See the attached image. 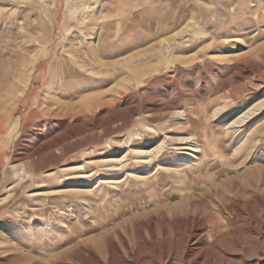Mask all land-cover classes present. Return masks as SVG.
Listing matches in <instances>:
<instances>
[{
    "label": "rangeland",
    "instance_id": "obj_1",
    "mask_svg": "<svg viewBox=\"0 0 264 264\" xmlns=\"http://www.w3.org/2000/svg\"><path fill=\"white\" fill-rule=\"evenodd\" d=\"M262 100L264 0H0V264H264Z\"/></svg>",
    "mask_w": 264,
    "mask_h": 264
},
{
    "label": "bare ground",
    "instance_id": "obj_2",
    "mask_svg": "<svg viewBox=\"0 0 264 264\" xmlns=\"http://www.w3.org/2000/svg\"><path fill=\"white\" fill-rule=\"evenodd\" d=\"M264 105V100L259 101L258 103H255L253 105H250L249 107H247L246 109H244L240 114L239 117L237 119V122L242 123L243 121H245L246 119H248L253 113H255L258 109H260L262 106ZM82 106H87L84 105V103L82 104ZM80 109V108H79ZM75 110V109H74ZM68 113V112H67ZM236 121V120H235ZM183 141V143L188 142L187 138H182L181 139ZM28 160V159H27ZM27 169V168H26ZM29 175V174H28Z\"/></svg>",
    "mask_w": 264,
    "mask_h": 264
}]
</instances>
